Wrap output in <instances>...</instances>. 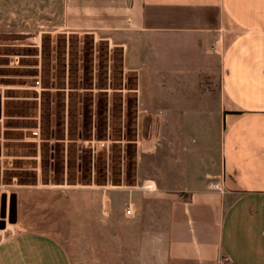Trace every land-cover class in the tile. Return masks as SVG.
I'll list each match as a JSON object with an SVG mask.
<instances>
[{
	"label": "crops",
	"instance_id": "0c3cea01",
	"mask_svg": "<svg viewBox=\"0 0 264 264\" xmlns=\"http://www.w3.org/2000/svg\"><path fill=\"white\" fill-rule=\"evenodd\" d=\"M45 6L53 22L46 31L109 38L136 76L134 135L117 139L123 152L116 170L107 139H83L71 174L67 147L64 179L50 186L61 187L65 220L73 214L79 226L110 233V257L132 250L133 239L123 244L122 234L139 231L140 239L152 230L163 238L169 264H264V0H45ZM32 186L26 190H38ZM22 203L28 202L16 196V221L0 228V264H73L65 229L6 230ZM28 207L23 214L36 210L40 224L52 216L47 206Z\"/></svg>",
	"mask_w": 264,
	"mask_h": 264
},
{
	"label": "rangeland",
	"instance_id": "374dc122",
	"mask_svg": "<svg viewBox=\"0 0 264 264\" xmlns=\"http://www.w3.org/2000/svg\"><path fill=\"white\" fill-rule=\"evenodd\" d=\"M29 2L0 0V84L7 85L3 95L0 92V202L3 192H12L22 202H28L25 206L22 203L17 223L7 225L6 230L36 225L39 229L49 226L53 231L65 229L63 242L73 264H169L164 240L152 230L145 231L140 239L136 237L139 231L133 237L122 234L123 244L133 239L132 250L125 247L123 255L115 258L110 257V249L108 252L110 242H105L110 240V233L103 237L91 223L79 226L84 223L75 222L70 227L64 222L63 192L61 187H55V191L50 186L64 179L67 147L71 174L76 150L87 144L83 139H107L104 150L112 155L116 170L123 152L117 139L134 135L136 76L122 65L121 52L109 38L93 33L46 31L53 22L47 21L45 0ZM9 31L21 33L15 37ZM14 83L27 87L15 92L8 86ZM15 93L23 97H14ZM85 150V159L90 160L91 151ZM133 154L130 143L129 169ZM33 155L36 158H31ZM106 158L103 154L100 163ZM32 184H37L38 190H26L33 188ZM36 195L32 203L39 209L47 206L46 211L52 215L50 219L44 217L42 224L36 210L23 214ZM106 227L108 231L109 225Z\"/></svg>",
	"mask_w": 264,
	"mask_h": 264
},
{
	"label": "water",
	"instance_id": "95a60500",
	"mask_svg": "<svg viewBox=\"0 0 264 264\" xmlns=\"http://www.w3.org/2000/svg\"><path fill=\"white\" fill-rule=\"evenodd\" d=\"M15 194H11L9 195V222H15L16 220V205H15V198H14ZM7 199V194L6 193H2L1 194V202H0V207L2 208L5 204V201ZM5 225V220H2V223L0 224V228H3Z\"/></svg>",
	"mask_w": 264,
	"mask_h": 264
},
{
	"label": "flooded vegetation",
	"instance_id": "af4514ba",
	"mask_svg": "<svg viewBox=\"0 0 264 264\" xmlns=\"http://www.w3.org/2000/svg\"><path fill=\"white\" fill-rule=\"evenodd\" d=\"M9 195H11V193L7 195V199L5 201L4 206L2 208L0 207V224L2 223V220H5V225L9 222L8 221L9 219V215H8L9 214ZM14 198H15V205H16V196H14Z\"/></svg>",
	"mask_w": 264,
	"mask_h": 264
},
{
	"label": "built area",
	"instance_id": "2783aa9c",
	"mask_svg": "<svg viewBox=\"0 0 264 264\" xmlns=\"http://www.w3.org/2000/svg\"><path fill=\"white\" fill-rule=\"evenodd\" d=\"M214 47H216V45ZM103 143L104 142H101V144H103ZM210 186H212L215 189H220V190L222 189V184L218 183V182L210 183ZM125 213L126 214H131L132 213V207H131L130 204H128V206L126 207ZM218 264H237V262H235V261L225 262V261L220 260L218 262Z\"/></svg>",
	"mask_w": 264,
	"mask_h": 264
},
{
	"label": "trees",
	"instance_id": "16d2710c",
	"mask_svg": "<svg viewBox=\"0 0 264 264\" xmlns=\"http://www.w3.org/2000/svg\"><path fill=\"white\" fill-rule=\"evenodd\" d=\"M67 220H68V221H67ZM73 220H77V216H74V215L72 214V215L68 216V217L66 218L65 221L68 222V223L70 224L69 226L71 227V226H73L74 223H75ZM85 221H87L86 224H88L89 217H86V218H85ZM61 225H62V223H61ZM85 226H86V225H85ZM61 229H62V228H60L59 230H61ZM61 233H62V231H61ZM63 234H64V232H63ZM112 237H113V234H112Z\"/></svg>",
	"mask_w": 264,
	"mask_h": 264
}]
</instances>
